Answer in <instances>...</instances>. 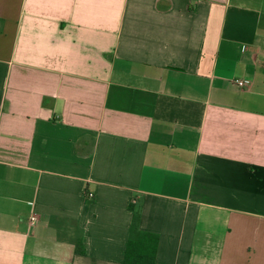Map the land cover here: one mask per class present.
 <instances>
[{
	"label": "crops",
	"instance_id": "crops-1",
	"mask_svg": "<svg viewBox=\"0 0 264 264\" xmlns=\"http://www.w3.org/2000/svg\"><path fill=\"white\" fill-rule=\"evenodd\" d=\"M132 201L159 264H264V0H0V264H120Z\"/></svg>",
	"mask_w": 264,
	"mask_h": 264
},
{
	"label": "trees",
	"instance_id": "trees-1",
	"mask_svg": "<svg viewBox=\"0 0 264 264\" xmlns=\"http://www.w3.org/2000/svg\"><path fill=\"white\" fill-rule=\"evenodd\" d=\"M131 223L120 264H159L156 260L158 235L140 228V207L130 202ZM75 245V253L83 254V247Z\"/></svg>",
	"mask_w": 264,
	"mask_h": 264
},
{
	"label": "built area",
	"instance_id": "built-area-1",
	"mask_svg": "<svg viewBox=\"0 0 264 264\" xmlns=\"http://www.w3.org/2000/svg\"><path fill=\"white\" fill-rule=\"evenodd\" d=\"M237 86L239 87H243L245 86V84L247 83L246 80L244 79H234L233 81ZM87 196L91 197L92 196V193H88ZM38 220V214L35 213V212H32L30 215H29V219H28V222L31 226H33L36 221Z\"/></svg>",
	"mask_w": 264,
	"mask_h": 264
}]
</instances>
